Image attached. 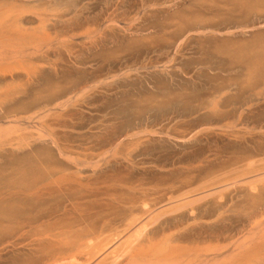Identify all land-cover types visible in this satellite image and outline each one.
Masks as SVG:
<instances>
[{
  "label": "rangeland",
  "instance_id": "1",
  "mask_svg": "<svg viewBox=\"0 0 264 264\" xmlns=\"http://www.w3.org/2000/svg\"><path fill=\"white\" fill-rule=\"evenodd\" d=\"M9 1H8L9 4H11V7L13 8H15V5L13 4L15 3L19 4L18 2L23 3L24 7L28 5L26 8L30 6L33 7L35 6L38 9L40 8L39 6L41 7L44 6L45 12L41 14L40 12L41 9L38 12V10L35 11L34 8L31 7L32 10H30L31 8L30 9L25 8L26 10L25 11L23 7H22L23 10L20 9L21 8L20 4L19 6L17 5V7H20L18 8L20 9V12H25V14L26 12L29 13L26 15L27 16L29 15L28 17L30 18V20H32L31 21L32 23L29 22L27 26H29L30 28L31 25H33L32 27L33 29H28V30L40 31L39 28H41L42 33H44L43 32L44 30L45 32L48 30V24H52L51 25L52 29L56 28L55 30H57L58 28L57 25L59 24L61 25V26L59 25V29L61 27L63 28L60 29L61 33L59 31V35L62 34L60 35L62 36V38L61 37L59 39L56 38L55 41H53L54 39L52 38L51 35H53L54 33L58 34V32L52 30L51 26H49L50 30L45 33L49 38L48 42L52 41L51 42L52 44L54 42V45L51 44L52 46L49 43L51 47V49L49 48L50 51L53 49L51 52H56L53 53L54 55L51 52H50L51 55L49 53V55L51 56V57L49 56L51 58V59L49 58V60H51L50 64H48L49 62L41 63L35 58V60L38 62L37 63L36 61H34V58H29V57L25 59L29 61L28 62L29 64L31 63V59H32L33 60L32 63L34 65H32V63L30 64L31 66L28 63L26 64L24 62L21 63V61H23L22 58H21L22 60H19L18 58L17 59L11 58L12 60L13 59L14 60L10 61L11 60L10 59L9 62L8 61L9 55L7 54L8 55L7 58L1 56L5 58L4 60L7 61H4L0 57V59L3 60L2 63L0 61V64L10 65L12 64L11 62H13L12 66H15L16 61L19 60L20 67L18 66L19 65L18 63L16 64L18 67L15 66V68L9 65L7 68L5 66H2L3 68H1L0 65L1 68L0 73L6 71L8 72L10 68H12V71L16 70L15 73H17V68L22 67L23 71L26 69L25 75L27 76L28 74H30V71L28 69V66H30V70L31 68H33L34 70L36 69L39 70L40 68V73H39L40 75L43 74V72H41V69L45 67L44 68L46 71L45 73L47 74L42 76V79L52 80V83H54L53 85L55 84L58 85L57 82H59L60 80L59 82L60 84L58 85V87H60L62 90H65L66 93L69 92L70 90L69 92L70 94L67 93L69 95L68 99L69 97L71 98V102L68 104V106H65V109L64 107L60 108L59 106H57V103H61L62 101L56 102L54 106L52 105L50 107L52 112L49 113L50 116L47 117L45 121L50 122L51 124H55L56 127L58 125L59 127H61L60 125L63 124L62 125L63 127L61 128L57 127L59 128L56 130L57 134L59 135L61 142L64 143L65 141L67 145L69 144L68 146L70 147L72 146V148L74 149L73 150L74 155L72 157L77 159L79 164L83 166V164L85 163L87 164L88 162H90L91 164L95 163L93 165L94 167L97 165L98 168L97 167L94 168L90 164L91 166L89 168L85 166L86 165L85 164L83 168L79 169L80 172L82 171V173L79 172L81 176H77V179L80 180L81 177L83 176L82 177L83 181L82 180L81 181L86 187L91 186L93 189H98L97 187L101 186L100 187L101 191H99V189L96 191L97 192L99 191L98 193H102V194H104V192H106L108 188H110L109 190L111 191L113 189L112 192L109 190L107 192L109 193L111 192L110 195L115 194L116 192L117 193L115 194L116 196L113 195L114 197L112 196L111 199L114 198L119 200L122 198L124 199L126 197L125 194H124L125 197L123 196V193L131 192L128 190V188L129 187L132 188L131 185H135L134 182H136V186H137L139 185V183H141L143 178L145 179L147 178L149 179V181L147 179L146 180L149 183L150 182L153 183L149 185L147 184V181L144 183L147 184L149 188L152 189V187L157 185L156 183L158 181L162 180L161 178L162 176L158 175L160 176L158 177L156 173H164V175H166L165 173H167V175L164 177L169 178V180L171 177V179L174 178L173 180L176 181V179L178 180V178L179 180L180 179L182 180L184 177L186 178L185 174H188L190 171L193 174L189 173L187 177L189 175L195 176L194 174L198 175L200 173V170L204 171L211 168L213 169L214 167H217L215 169H217L218 171L220 170L221 166H225V168L228 169L229 167L228 164L233 160L230 163L231 166L229 167L231 171L232 165L237 164L239 158L243 159V163H242L244 164L243 168H246L249 162L252 161L254 162V160L255 162H259L262 159L264 160V82H263L264 79L263 78L259 77L258 78L259 81L254 82V85L260 84L259 85L260 89L258 91L254 92V90L245 88V91L243 92V103H241L240 105L237 104L238 106L230 105L229 106L230 108H228L227 110H226L227 107L224 108L225 109L224 110L223 109L224 106L222 108L219 106L220 107V108L218 107V109H220L219 112L217 108L213 109L214 108L213 104H211L213 107L208 105L210 102L212 103V101H214L213 96L210 95L211 93H213V91L210 92L211 88L214 89L215 86H220L218 84H224L221 86L230 88L231 91L228 90L230 91L228 95L236 94L235 92V89L237 88L236 84H242L243 82V86L247 85L248 77H249L247 67L250 64V59L252 58V56L256 55L255 53L264 52L263 51L264 50V12H252V14L251 13L246 14L243 11V19L240 20L234 19L231 21V15L229 14V10L231 9H226L225 7L218 5L217 3L219 0L218 1L211 0L213 3L211 1L208 2V0H204L206 1V3L203 0L202 1L204 3L200 2L201 0H145L146 2H143L144 0L143 1L126 0L127 2L129 1L128 4L127 3L122 4V0H18V1L9 0ZM1 2L2 4L0 6L8 5L5 3L6 0L4 1L1 0ZM155 3H158L159 8L156 7L157 8L156 9L155 7H153ZM23 4L21 5L23 6ZM133 4H134L133 9L129 10L130 6ZM208 4L210 5L212 4L213 6L216 4L215 8L219 6V8L218 7L217 8L220 9L221 12L217 9L215 11L212 5H211L212 7L211 9L210 7L208 8L207 6ZM52 6L53 7L55 6L54 7L55 9L60 8V10L58 9L59 10L58 12L60 14L57 12V9L55 14L56 16L58 14L61 15V17H59V20L58 18L56 20V16H55V20L51 19L54 17L53 14L51 18H45L44 19L45 22L43 23H47L46 26L47 30H46V27L43 28L45 24L43 25L40 24L42 23V21L40 22L39 17L38 18L36 17L35 12L36 13L38 12V15L50 16L49 15L50 12H55L53 11ZM220 7H222V9ZM206 8L208 9L209 12L212 13H208ZM49 9H52V11L51 10L46 11ZM61 9H64L62 10L63 12L61 11ZM158 9L161 10V13L159 12L156 15L153 14L154 16L151 15L152 11ZM29 10L33 12L32 16ZM127 11L129 12L127 13ZM204 12H206L207 15L208 14L210 15L206 16V13L204 14ZM114 13L117 16L116 17L117 19H115L116 23L112 22L113 19L112 14ZM196 13H198L199 16H201L202 14L203 15L201 16L203 17L202 19H204L205 18L204 16H206L205 18V20L207 21L206 23L208 22L209 23L208 24L205 23L203 25L204 26L211 25L212 28L208 30H205L204 28H199L190 31L187 33V35H185V37H183L180 40H177L176 39L177 33L180 34L181 31L180 30L181 28L178 27L180 24L178 23H180V21L182 22L186 18L190 21L192 17L197 16V15L195 16ZM63 15H64V20L63 19L60 20V18H63ZM148 15L149 18L147 19L149 20H147L145 23H143L142 20L140 21L142 17L143 18L144 16L148 17ZM50 19L52 21H50ZM36 20H38V22H36ZM53 20L59 24H57ZM34 21L36 22V26ZM53 22L56 23L57 25L55 24L54 26ZM72 22H73L72 25L76 23L75 24L76 26L74 25L75 28L72 27L71 29L70 24ZM93 22H98V26H95ZM111 22L113 23V25ZM134 22L136 24H134ZM63 23H65V25L69 23L70 26L67 24L68 27L70 28V29L67 28L68 32L72 33L73 30V35H75V37L72 34H71L72 35L71 38H69L71 35H68L69 37L65 35L67 29L66 27L63 26L64 25ZM37 24L39 25L37 26ZM81 24H83L82 25L84 27L83 29ZM77 25H79L81 28L80 27L77 28L78 27ZM106 26H109V29ZM103 27L106 29H104ZM76 28L77 30L78 29L81 30L77 31ZM95 28H98L100 31L99 30L97 31L100 33L99 36L96 35L94 36V34H91V37L92 36L94 37V38L92 37L93 38L92 39L90 36H88L89 35L88 33H90L91 31H94L96 33ZM64 30H66L65 33ZM74 30H76L77 32L75 33ZM52 31L54 33L52 34L49 33ZM103 31H105L106 34ZM103 33L105 34V36ZM55 34L54 36L56 37ZM63 34L66 37L65 39H63ZM96 34L98 35V33ZM57 37L59 36L57 35ZM60 40L65 41L66 45L69 47H67L65 43L61 42ZM61 43L62 44L64 43L63 45H65L66 47L63 46ZM226 45H231V46L225 48ZM239 48H243V66L241 64H232L231 62L234 61L235 53L236 54L240 53ZM219 49H224L225 51L231 50L230 54L232 55V58L231 59L224 58V59H228V61L230 60L229 63H227L228 61H225V64L221 63V61L217 57V53L219 52ZM61 52L63 53L65 52V53L63 54ZM25 65H27V67H25ZM49 65L51 68L49 67ZM59 65L60 66L63 65V66L59 67ZM53 66L56 68L54 69ZM222 66L223 69L226 70V72H222L219 70L222 68ZM48 68H49V72L47 70ZM61 68L63 71L61 70ZM34 70H32L33 72L31 71V74L36 76L38 73L36 74ZM23 71L20 72L21 74H23V76H25ZM62 73H64L65 75H62ZM56 74L58 75L60 74L61 76L60 75L57 76ZM39 75H37V77ZM55 75L56 77H58L57 79ZM216 75H220L219 78H214V76ZM30 76L27 77V80L26 77H24L23 79L21 78L23 81L17 82L15 80V82H17V85L13 81V84L15 85H13V87H11L10 85L9 86L10 88L8 87V83L10 82L8 83L5 82V84L4 83L1 84L0 88L5 86V89H3L2 92H1L2 88L0 89V96L6 95V97L10 98V99L7 98L5 99L3 96L2 97L3 100H0L1 106L7 103L6 100L8 101L10 100L9 101L10 103L8 102L10 105L8 104L7 106L6 104L5 106L3 105L4 109L9 108L11 106L20 107L21 105L24 104L26 106L28 105L29 102H30L29 105L33 103L32 101L33 94L35 93V91L37 93V91L41 89V87L38 81L36 82V77H30ZM64 79L65 80L67 79V81H65ZM222 79L225 80L226 84L220 82V80ZM54 80L56 82H54ZM6 84L7 87L9 88V90L7 88L8 90L7 92L5 91ZM33 84L34 85L38 84L39 86L37 85L34 87ZM30 85H32L33 87L30 88ZM245 87H249V86H245ZM33 88L35 89V91H33L34 90ZM83 88L84 89L88 88V90H85V92L88 91L87 93L83 92L85 96L82 94L81 91V89ZM14 89L15 92L18 91L16 93L23 91V95H21L22 98L18 94L17 95L19 97L17 98L15 97L16 95L14 96V94H16L15 92L14 94L13 92H10V91H14ZM25 90H28V94H26L27 91ZM78 92L80 93L78 94ZM8 93H11V95L13 96L9 95ZM24 93L26 95H24ZM13 97L16 98L17 101ZM64 99L66 100V98ZM75 99H77L78 101L76 100L75 102ZM22 100L25 101V103ZM15 101L16 103H14ZM21 102H23V104ZM211 107L213 109L212 111H211ZM35 110L38 109H34V111ZM214 111L215 113H213ZM217 114H219L220 116L219 115H218L219 117L216 116ZM240 115H242L243 117H241ZM3 116L4 113L2 112L1 114L0 112V117ZM25 116L29 117L30 115L28 116L27 114ZM25 116L22 115L21 117L27 118ZM4 117L1 118L0 120H4L5 119ZM226 117H228V119L225 120ZM240 117L243 118V120ZM4 121L7 123H4ZM4 121H3L4 126H7L6 124L10 125L11 121L9 122L7 120ZM235 121L237 123H235ZM23 122L25 121L23 120L21 124H23ZM228 123H232V124L230 125ZM40 124L41 123L37 121H35L34 123L25 122L22 126L23 128L27 126L26 128L29 127L33 129V130L30 129V131L33 132V135H36L37 133L35 132L39 128ZM0 125H2V122L0 123ZM229 125L232 127L227 128V126ZM146 130L150 133H148ZM144 131H146V133H144ZM25 132L22 133H24V135H27L29 133L27 131L28 133L25 134ZM235 133H236V137L240 135L241 139L238 140L240 142L241 141L243 142V146H240L238 143H235L236 140L234 139V136L230 135ZM136 134H139V139H141L142 141L141 140L138 141V136L137 137L135 136L136 139H134L135 138L134 135ZM130 136H133L132 140L129 139ZM136 141L138 142V144ZM32 142L34 143V145ZM131 143H135V144H131ZM140 143L143 145H141ZM145 143L147 144L145 145ZM24 144H27L28 146L32 145L34 147L40 148L38 149L39 151H37L36 149L34 150V152L35 151L42 152L43 149H47L48 151L47 150L44 151H47L48 153L50 152L49 157L51 158L52 164L54 165L56 164L55 167H57V165L59 166V164L60 165L62 164L61 166H66V165L68 166L71 164V161L69 159L63 158V156H61L58 147L54 145L52 141L50 142L49 139L48 140L45 139L43 142V141H39L35 137L28 139V142L23 143V145ZM23 145H18L19 147H21L20 149L17 150L19 151L18 155L15 154L16 151H14V149L16 150V148H18L17 146L14 147L13 151L11 147L7 146L6 153H8L9 151L8 149H11V152L9 151L8 156L10 157L11 154L12 156L11 158H9L10 160L4 158L6 161L2 160L4 161L3 163L1 162V157L2 156L7 157V154L4 152L6 151V147L4 151L2 150V148L0 149V152L1 150L4 152V153L1 152L3 153V155L0 153V166L1 165L3 166L2 168L0 167V171H2L3 169L4 171H6L9 168L8 169L9 172L7 170V173L2 171L4 174L6 173L9 176L10 174H12L11 171H13V170L10 171L11 167L12 169L13 167L14 168L16 167L12 165V162H14V165L16 163L19 164L18 162H16L18 156H19L18 161L19 160L21 161V158L25 160V157L29 155L30 156L28 158H31L33 156V155L31 156V154H28L31 153L32 150H30V147H28L27 145L26 146L24 145L27 149H25L24 147V149L22 150ZM115 150L118 152H116ZM34 152L32 154H34ZM26 153L27 156L25 155ZM38 154L39 153H37L34 156H37ZM13 158L14 161H12ZM104 158L106 159L104 160ZM230 159L232 160L229 161ZM82 160L85 161L82 162ZM101 161L103 162L101 163ZM4 164L8 166L10 164L11 166L9 167L7 166L6 169V165L4 167ZM242 164H240V166ZM226 165L228 167H226ZM71 166L69 167L76 170V167L73 166V164H71ZM234 168L235 165L233 166V169ZM148 169H151L152 172H154V174H151V170H150V174L144 175L146 173H149L146 171ZM197 169L199 172L197 171ZM227 169L225 171H227ZM75 170L72 171L76 172ZM217 170H214V172L215 171L217 172ZM186 171H188V173ZM6 174L4 175L5 177ZM171 174L173 175L171 176ZM181 176L182 178H180ZM164 177L163 180L169 181ZM2 178L4 177L2 176ZM2 178L0 177L1 180H3ZM157 178L159 180H156ZM152 179H154L155 181H152ZM88 180L91 182H89ZM93 180L94 182L96 181L95 184L98 185H99L98 183L99 180H101L102 182L105 180L104 183L105 182L107 183L104 184L100 181V184L102 185L104 184L105 186L107 184L106 186L107 189H105L106 188L105 186L103 188L102 185L99 186L95 185L94 188V186H92L93 184L91 185V183H94ZM138 180L139 182L137 183ZM108 182H110L109 185H111V187L108 185ZM121 183L126 184L123 185L122 187L125 190H123L121 187L120 188L118 187L119 189L115 188L117 184L118 186L122 185ZM87 188H83L82 190H85L83 192H80L81 188L79 189V191H77L78 189H76L78 194L79 192L80 194L82 193V195H86V196H89L91 194L89 198L88 197H86L87 199L84 198L86 200L82 199L83 202H81V204H83L82 209L84 207L83 209L84 211L85 210L87 211V208L90 205H94L96 209V207H98L97 206L98 204L99 205L106 204L108 200H111L110 197L108 198L104 196L106 197L104 198L102 194H101L102 196L99 194L102 198L99 201L98 197L100 196L97 195V192L94 191L92 188L91 191L89 190L90 188L88 189ZM114 188L117 189L118 191L116 190L114 192ZM120 190L123 191V193ZM126 190L128 191L126 192ZM245 190H246L245 187L240 186L237 189H232V191H230L227 194L236 196L238 192L242 191L244 196V193H246ZM84 192H88V194L89 192H92L93 194L90 193L89 195H87V193L85 194ZM94 193H96L95 195L98 196L97 198H91L94 195ZM51 194L52 192L48 194L50 196H46V199L49 197L46 201H45V197L42 199V202L44 204L47 203L45 205H42L43 204L42 202H40L41 203L40 205V203H38L39 202L38 199H36L38 201L37 202L38 205L41 207L48 206V202H49L48 200L52 198ZM56 194H61V193H58V191L57 192L53 191L52 195L55 196V197L53 196V198H55L57 202L58 200L62 201L61 198L57 199L60 196ZM82 195H80L81 198L83 197ZM53 198L50 199L51 204H52V200L54 201ZM94 199L96 200L98 199L97 201L95 200L98 203L96 206L94 204L95 203ZM88 200L90 202L94 201L93 204H90ZM64 201L65 202L67 201L66 198L62 202L63 206L65 205L68 206L67 203L69 202L67 201V203L64 205ZM59 203L60 204H57L56 210L54 207V205L56 206L55 201L53 204L54 208H52L51 204H49L50 206L49 208L48 207L46 208L44 207V208L47 211L48 209L50 211V209L52 208L57 212L59 209L58 207L60 206L62 207V203L61 202ZM114 203L116 204V202ZM246 206H247L246 204L245 205L243 204V208L242 206L238 208L234 206L235 208H231V210L233 209L232 210L233 212L231 211L228 214H226L225 217L226 220L230 219L229 216H231L232 218L235 217L234 219H237L236 217H241L239 215H242L246 219L249 214L254 213L253 210L248 212L247 210L250 207H248L249 205L247 207ZM94 207L91 206L89 207L90 209L88 210H92L91 208L94 209ZM109 207H107V204H106V208L103 207V209H101L102 207L100 208L99 206L98 207L99 211L96 209V212L91 211L90 213L91 215L96 214L95 216H97V213L103 212L101 214L104 215V211L111 212V210L114 209L112 206ZM231 207H233L232 204ZM63 208H61V210L59 209V211H62ZM54 210H52V212H55ZM88 212L86 213L90 214ZM105 214L107 215L108 213L105 212ZM208 218L210 219V221L208 220ZM208 218L207 220L209 221V223L206 222L204 223L206 224L214 223V225L217 226V223L219 225L221 222L220 219L217 218V216L208 217ZM222 222L220 226H222ZM225 222L227 221H224L223 224ZM246 227L249 228V225L247 226V223L242 230L245 231L244 229H246ZM245 234L246 233L243 232V235H240L239 237L243 236V239H246L247 241ZM251 241L252 240L248 241V243L252 244L251 247H253L256 243H258L255 242L253 244V241L252 242ZM221 244H222L221 246H225L228 245L229 243L222 242ZM251 247H249L247 250H249ZM23 249H24V252L22 253L23 255L20 253L21 252L20 250H19L20 252L18 251L19 258L22 257L23 260L25 259L27 260L29 252H30L29 254L30 256L33 254L35 257L34 253L37 252L36 248H34L36 249V251L34 250L35 252H33V250L31 251V249H27L26 251L25 248ZM244 250L245 253H247V250L246 249ZM31 252L33 253L31 254ZM245 253L243 251V262L236 264H249V263L264 264V258H262L264 257L263 253H262L263 254L262 257H260L258 253L256 255H258L259 257H257L256 255L246 256ZM17 254L13 253L15 257L14 256L11 257L9 256V257L10 258L13 257L12 259L17 258L16 257ZM9 257H6L7 259H2L4 261L0 260L1 261L0 264H12V262L10 261L11 259ZM255 257L258 259H256ZM28 260L30 261L31 259ZM258 260L260 262H256ZM230 263H228V261L226 262V264H230ZM233 264L235 263L233 262Z\"/></svg>",
  "mask_w": 264,
  "mask_h": 264
},
{
  "label": "bare ground",
  "instance_id": "2",
  "mask_svg": "<svg viewBox=\"0 0 264 264\" xmlns=\"http://www.w3.org/2000/svg\"><path fill=\"white\" fill-rule=\"evenodd\" d=\"M2 1H4V0H2ZM8 1L6 0L5 3L10 5V6H8V5L0 6L1 7L0 8V57L3 56V57L7 58L9 55L8 61L11 58H14V59L18 58L19 60L23 59V61H21V63L24 62L25 64L29 62L26 60L27 57H29V58H34V61L38 60L41 63L42 62L43 63L49 62L48 64H50V61H51V60H49V58L51 57L50 55H51V53L53 54L56 52H51L53 49L50 51V49H51L50 45L52 44L51 43L52 41L48 42L49 38H48L47 34H45V33L50 30L49 26H51L52 24H48V30H47V27H46L47 23H43V22H45V20H44L45 18H51L53 16V14H54V17L51 19L55 20L56 9L58 12L60 10V8L55 9L54 8L55 6L54 7L52 6L53 11H55V12H50V14H49L50 16L38 15V12L40 11V9H41V11H40L41 14H43L45 12L44 6H42V7L39 6L40 8L37 9L35 6L33 7V6L29 5L30 7L26 8L28 5L27 6L25 5L26 7H24L23 3L18 2L21 6V8H20V7H17V5L19 6V4L15 3L18 1L17 0L15 2H13V3H15V4H13V5H15V8H13V7H11V4H9L10 1L9 2ZM125 1L122 0V4H126V3L128 4L129 1L128 2L127 1L125 2ZM203 1L201 0L200 2L206 3V1H204V2ZM210 1L211 0H208V2H210ZM143 2H146V1L144 0ZM214 3H215V1H214ZM1 4H2V2L0 0V5ZM21 4H23V6ZM217 4L222 6V7H225L226 9H231V10H229V14L231 15V21L234 19L235 20L243 19V11L246 14H250V13L252 14V12H264V0H219ZM143 5H145V4H143ZM211 5L208 4L207 5L208 8L210 7V9H211L213 7L215 9V11H216V9L220 11V9H218L219 6H217L218 8L217 7L215 8L216 4L214 6L212 5V7H211ZM46 6H49V5H46ZM133 6H134V4L130 6L129 10L133 9ZM158 6H159L158 3H155L153 7L159 8ZM22 7L24 10H25V8L30 9L31 7H33L35 11L38 10L37 13L35 12V15L37 18L39 17L40 22L42 21V23H40V24H42V25L45 24L43 28L46 27L47 31L45 32V30H44L43 31L44 33H42L41 28H39L41 32L38 30H28V29H33L32 28L33 25L30 24L31 25L30 28H29V26H27L29 24V22H31L32 20H30V18L28 17L29 15L28 16L26 15V14H29L28 12H26V14H25V12H20V9L23 10ZM202 7H204V6H202ZM222 7H220V8L222 9ZM18 8H20V9H18ZM42 8H43V10H42ZM46 9H48V8H46ZM52 9H49L46 11H50V10L52 11ZM30 10H32V8ZM62 10H64V9H61V11ZM207 11H208V9H207ZM215 11H214V13H215ZM219 11H218V13H219ZM128 12L129 11H127V13ZM159 12L161 13L160 9L154 10L151 12V15H153V14L156 15ZM162 12H164V11H162ZM206 12H204V14ZM208 13H212V12L208 11ZM59 14L56 16V20H57V18L59 20V17H61V15H59ZM32 15H33V12H31V16ZM112 15H113L112 22L116 23L115 19H117L116 18L117 16L115 15V13ZM117 15H118V13H117ZM209 15L210 14L207 15V13H206V16H209ZM195 16L196 17H192L190 19V21L187 18L186 19L183 18L184 20L182 22L181 21H180V23L177 22L178 24H180L178 27L181 28L180 34L177 33V36H176L177 40H180L183 37H185V35H187V33L190 31H193V30H196L199 28H204L205 30L212 28L211 25H207V26L203 25L207 22L205 20L206 16H204L205 17L204 19H202L203 17H201V16H203L202 14H201V16H199L198 13H196ZM147 18H149V15H148V17L147 16H144V18L142 17L140 19V21L142 20V22L145 23L147 20H149ZM51 19H50V21H52ZM61 19L64 20V15H63V18H60V20ZM107 19H110V18H107ZM36 22H38V20H36ZM36 22H35V26H36ZM54 22H56V21H54ZM54 22H53V25L55 26V24L57 22L56 23H54ZM93 23L95 24V26H98V22H93ZM208 23H206V24H208ZM57 24H59V23H57ZM63 24L62 25L64 27H66V29L69 28L68 27L69 23H67L68 25L67 24L65 25V23H63ZM72 24H73V22L70 24L71 29H72V27H74V25L76 23H74V25H72ZM107 24H108V22H107ZM134 24H136V23L134 22ZM38 25L39 24H37V26ZM59 25H57L58 26L57 30L59 29ZM82 25L83 24H81V26ZM112 25H113V23H112ZM77 26H78L77 28L80 27L79 25H77ZM106 27L109 29V26H106ZM77 28H76V30H77ZM83 28L84 27L82 26V29ZM98 28H95L96 29L95 31H96V33H98V35L94 31H91L90 33H88L89 34L88 36L91 37V34H94V36L95 35L99 36L100 32L97 31V30H99ZM51 29H52V26H51ZM55 29L56 28H53L52 30H55ZM60 29L58 31L55 30L56 32H58V34H55L53 31L49 32L51 34L54 33L56 35V37L54 36V34L51 35L52 38L54 39L53 41H55L56 38H58V39L60 37L62 38V36H60L62 34L59 35ZM104 29H106V28H104ZM76 30H74L75 33L78 30L80 31L81 29H78L77 31ZM69 31H71V30H69ZM65 32H66V30H64V33ZM67 32H68V29H67ZM67 32L65 35H67V36L71 35V34L73 35V30H72V33H69V32L67 33ZM103 32L105 33V31H103ZM60 33H61V31H60ZM105 34H104V36H105ZM199 34H200V32H199ZM57 35L59 37H57ZM72 35L70 37L69 36L68 37L71 38ZM73 36L75 37V35H73ZM65 38L66 37L63 34V39H65ZM60 41L65 43V41H63V40H60ZM71 41H69V42H71ZM184 41H185V39H184ZM49 43H50V45H49ZM52 45H54V42ZM65 45H66V43H65ZM65 45H63V46H65ZM230 46L231 45H226L225 48L230 47ZM65 47H63V48H65ZM67 47H69V46H67ZM239 49H240V53L239 54L235 53V55L233 54L234 55V61H231V62H232V64H241L243 66V48H239ZM230 52H231V50L225 51L224 49H219V52L218 53L216 52L217 57L219 58V60L221 61L222 64H225V61H228V59H224V58H230V59L232 58V55L230 54ZM49 53H50V55H49ZM61 53H63V52H61ZM255 54L256 55L252 56V58L250 59V64L247 67V71L249 74L247 85L243 86V82H242V84H236L237 85L236 86L237 88L235 89L236 94L228 95V93L231 91L230 88L225 87V86H221L224 84H218L221 87L215 86L214 89L211 88L210 92L213 91V93H211L210 95L213 96L214 101H212V103L210 102L208 105L212 106L211 104H213L214 105L213 109L217 108V110H219V112H220V109H218L219 106L221 108L224 106L223 109L227 107L226 108V110H227L228 108H230L229 107L230 105L231 106L232 105L238 106L237 104L240 105L241 103H243V92L245 91V88H249L251 90H254V92L258 91L260 89V86H259L260 84L254 85V82L259 81V79H258L259 77L264 79V52H257ZM3 57H1V59L4 60L5 58H3ZM35 58H36V60H35ZM1 59H0V61L2 63L3 60H1ZM13 60L11 59L10 61H13ZM19 60H17L18 62L16 61V64L18 63L19 64L18 66L20 67ZM4 61H7V60H4ZM229 61L227 63H229ZM32 62H33V60L31 59V63ZM11 63L12 64H10V65L9 64H7V65H4V64L1 65L0 64V65H1V68H3L2 66H5L7 68L8 65L9 66L13 65V62H11ZM16 64H15V66L18 67ZM32 65H34V64L32 63ZM35 65H37V64H35ZM15 66H12V67L15 68ZM23 66H24V64H23ZM30 66H28L30 74L27 73L28 74L27 76L25 75L26 69L23 71L22 67L17 68V73H15L16 70L12 71V68H10V70L8 72L5 70L6 72L0 73V86L2 83L5 84V82H7V83L10 82V83H8V87L10 85H11V87H13V85H15V84L17 85L18 81H23L22 79L24 77H26V80H27V77L32 75L31 71L34 70L33 68H31V70H30ZM62 66L59 65V67H62ZM25 67H27V65H25ZM49 67H50V65H49ZM44 68L45 67H43V69H41V72H43V74H40V75H39L40 68H39V70L38 69L34 70L36 74L38 73L37 74V75H39L38 77L35 73L34 74L36 76H34V75L30 76V77H36V82L38 81V83L41 87V89H39L37 91V93H36L35 89L33 88L34 89L33 91H35V93L33 94V97H32V101H33V103L31 102L32 104L29 105V103H30L29 102L28 105H26V106H25V104L21 105L23 107L11 106V107L5 108V109L3 107L5 106V104H6V106H7V104L10 105L9 104L10 100L9 101L6 100L7 103L3 104L4 106L3 105L1 106V104H0V108H3V109H0V112H1V114H2V112L4 113V116H5V117L3 116L5 118L4 120H7L8 122L11 121L10 125L6 124L7 126H4V124H3L4 120H0L2 122V125H0V149L2 148V150L4 151L5 147H6V151H4L6 153L7 152V146L11 147L12 151H13L14 147L17 146L18 148H16V150L14 149V151H16L15 154L18 155L19 151H17V150L21 148L18 145H23V143L28 142V139L36 137L39 141H43V142L45 139L46 140L49 139L50 142L52 141V143L58 147L61 156H63V158H67L71 161V164H73V166L76 167V170L71 168L72 167L71 164L68 166L67 165L61 166L62 164L61 165L59 164V166L57 165V167H55L56 164L55 165L52 164L51 158L49 157L50 152L48 153L47 149H43V151L40 150L42 152H37V151H39L38 149H40V148L34 147L32 145L28 146L27 144H24V145L25 146L27 145L28 147H30V150H32L31 153H28V154H31V156L33 155L31 158H28L30 155L27 156V153H26L25 155L27 157H25V160L23 158H21V161L19 160L20 161L19 162L18 161L19 156H18V159L16 157L17 160L16 159L15 160L19 164L16 163L14 165V162H12V165L16 166L17 168L15 167L16 168L15 169L13 167V169H12V167H11L10 171L11 170H13V171H11L12 174H10L11 172L8 173V174H10L9 176L6 174L7 170L9 169V168L7 169L8 165L4 164V167L6 165L7 170L5 169L6 171H4V169H3L2 171L6 172L5 173L6 177L4 176L5 174L2 171H0V177L1 178H2V176L4 177V178H2L3 180L0 179L1 180L0 181L1 182L0 183V260L7 259L6 257H9V256L15 257V255H13V253L17 254L19 250L21 251V252L20 251L19 252L22 254L24 252L23 248H25V251L27 249H31V251L33 250V252H35L37 249V252L34 253L35 257L32 254L33 252H31V254L33 256L32 255L30 256L29 255L30 252H29L27 260L28 259H31V260L30 261L28 260V262H27L26 259L25 260L22 259L21 255H20L21 258H19V253H18L17 254L18 256L16 255L17 258L12 259L13 257L12 258L9 257L11 259L10 261L12 262V264H226L227 261H228V263H230L232 261L230 264H233V262L236 264V263L243 262V251L245 253L244 249L247 250L252 245L251 243H248V241H250V240L253 241V244L255 242H258V243H256L253 247H251L249 250H247V253H245L246 256H248V255L254 256L258 253V255L260 257H262V255L264 254V160L263 159L259 162H255V160H254V162L253 161L249 162V164L246 166V168H243V165H244V164H242L243 159L239 158V160L237 161V164H234L235 165L234 169H233L234 165H232L231 171H230L229 167L231 166L230 163L233 160L230 159L229 161H231V160L232 161L228 164L229 167L226 165V167H228V169L225 168V166H221L219 171L217 169H215L217 167H214L213 169L211 168L208 170H204V169H206V168H204L203 169L204 171L200 170V173L198 175L194 174L195 176L192 175L193 177L190 175L187 177V175L189 173L193 174L189 170L190 171L189 173H188V171H186L188 173V174H185L186 178L184 177L182 180L180 179L181 181L179 180L178 176H177V178L179 181L177 179H176V181H174L173 180L174 178L171 179V177H170V180H169V178L164 177L167 175V173H165L166 175H164V173H156L157 176L158 175L162 176L161 177L162 180L158 181L156 183L157 185L152 187V189L149 188L148 185L153 184V183L152 182L149 183L148 182L149 179L146 178L148 180L147 181L145 178H143V180L141 181V183H139V185L136 186V182H134L135 185H131L132 188H130V187L128 188V190L131 192H127L128 190H126L127 193H123V191L120 190L123 193V196L125 197V195H126V197L124 199L122 198L119 200L114 199V198L111 199L113 195L117 194L115 192L117 189H115V188H118V187L122 188L123 185H126V184L121 183L122 185H119V186L117 184L116 187L114 188L115 194L110 195V193L113 191V189H112V191L109 190L110 188L107 189V187H106L107 184H106V186L104 185L107 182L104 183L105 180L103 182L101 180H99L98 181L99 185H102V184H100V181H101L102 183H104L102 185V187L104 188V186H105L106 187L105 189H107L106 192H104V194L98 193L99 191H101L100 190L101 186L100 187L96 186L99 189L98 192L96 191L98 189H93L91 186L90 187L94 191L97 192L98 196H100L102 194L103 197L104 196H106L108 198L110 197L111 200H108V202H106V201L105 202L107 204V207L112 206L114 209H112V207H111V209H112L111 212L104 211V215L101 214L103 212L97 213V216H95L96 214L91 215L90 212L91 211L96 212V209L98 210L99 206H100V208L102 207L101 209H103V207L106 208V204L99 205L96 202L98 199H99V201L102 199L101 198L102 195L100 197H98L97 195H95L96 193H94V195L91 198H97L98 197L97 200L94 199V201L96 200L94 204H95V206L98 204L97 205L98 207H96V209H95L94 205H90L89 207L92 206V207H94V209L91 208L92 210H88V209H90L88 207L87 211L86 210L84 211L83 210L84 207L82 209L83 204H81V202H83V200H86L87 199L86 197L89 198L91 196L90 193H92V192H89L90 195L88 194V192H84L85 194L87 193V195H89V196L82 195V193L80 194V192L85 191L82 189L87 188L88 186L86 187L82 183V181H83L82 177L83 176L81 177L80 180L77 179V176H81L80 173H82V171L80 172L79 169L83 168L86 163L83 164V166L81 164H79L77 159L72 157L74 155V152H73L74 149L72 148V146L71 147L68 146L69 144L67 145L65 141H64V143L61 142L59 135L57 134L56 130L63 127L62 126L63 124L60 125L61 127H59V125H58L57 127H59V128H57L55 124H51L50 122L45 121L47 119V117L50 116L49 113L52 112L50 107L52 105L54 106V104L56 102L62 101L61 103H57V106H59L60 108L64 107V109H65V106H68V104L71 102V98L69 97V99H68L69 95L67 93H69L70 90H69V92L66 93L65 90H62L60 87H58V85L60 84L59 83L60 80H59V82H57L58 85L55 84L56 85L55 86V85H53L54 83H52V80L42 79V76L47 74V73H45L46 71ZM55 68L56 67H54V69ZM18 69H19V71H18ZM28 69H27V71H28ZM58 69H60V68H58ZM47 70L49 72V68ZM61 70H62V68H61ZM219 70L222 72H226V70L223 69V66ZM20 71H23L25 76H23V74H21ZM56 75L59 76L60 74L59 75L56 74ZM56 75H55V77H56ZM62 75H65V74L62 73ZM48 76H49V74H48ZM219 76L220 75H216V76H214V78H219ZM57 78L58 77H56V79ZM8 80H11L12 84H11V81H8ZM15 80L17 82H15ZM32 80H34V79H32ZM13 81L15 84H13ZM65 81H67V79ZM24 82H25V79H24ZM30 82H33V81H30ZM54 82H56V81L54 80ZM220 82L225 83V80L222 79V80H220ZM34 84H33L34 87L38 85V84H36V85H34ZM65 84H66V82H65ZM33 86L30 85V88ZM91 86H93V85H91ZM245 86H249V87H245ZM8 87L6 84V90H5L6 92L10 88V87L9 88ZM63 87H65V86H63ZM1 88H2V90H1V92H2L3 89H5V86L1 87ZM7 88H8V90H7ZM83 89H81V91H82V94L85 96V94L83 92H85V90H88V88H85L84 90ZM228 90H230V91H228ZM25 91H27L26 94H28V90H25ZM10 92H13V94H14L15 89H14V91H10ZM16 92H18V91H16ZM87 92H85V93H87ZM79 93L80 92H78V94ZM8 94L11 95V93H8ZM17 94L21 97V95H23V91L14 94V96L16 95L15 97L18 98L19 96ZM26 94L24 93V95H26ZM3 96H0V100H3L2 99ZM11 96H13V95H11ZM4 98L10 99L9 97H6V95L4 96ZM64 98H66V100L67 99L68 100L66 101ZM213 98H212V100H213ZM14 99L16 100V98H14ZM77 99H75V102ZM171 99H172V97H171ZM23 100H25V99H23ZM63 100H65V101H63ZM16 101L14 103H16ZM23 102L25 103V101H23ZM23 102H21V103L23 104ZM212 107H211V111L213 110ZM34 109H38V110L34 111ZM66 110H67V107H66ZM213 113H215V111ZM27 114H28V116L29 115L30 116L29 117L25 116ZM219 114H217L216 116H218ZM221 114H223V113H221ZM22 115H24L27 118H24V117L22 118L21 117ZM240 116L243 117L242 115H240ZM3 117H0V119ZM226 119H228V117H226L225 120ZM241 119L243 120V118H241ZM21 120L22 121L24 120L25 122H29V123H31V122L34 123L35 121L41 123L39 128L36 130V132L34 131L37 134L33 135V132L30 131L31 128H29V127L26 128L27 127V126H25L26 124L24 125L25 128H23L22 125L25 122H23V124H21L22 123ZM239 121H241V120H239ZM4 123H7V122L4 121ZM235 123H237V122L235 121ZM228 124L231 125L232 123H228ZM241 124H242V122H241ZM230 125L227 126V128L232 127ZM31 130H33V129H31ZM146 131H144V133H146ZM22 132H25V134H27V133L28 134L24 135V133H22ZM148 133H150V132H148ZM139 134L134 135V137L138 136V141L141 140V139H139ZM147 134H145V135H147ZM230 135L234 136V139L236 140L235 143H238L240 146H243V142L242 141L240 142L238 140V139H241L240 135L238 137H236V133L230 134ZM136 137L134 139H136ZM132 138H133V136H130L129 139L132 140ZM242 140H243V137H242ZM110 141H111V139H110ZM99 144H101V143H99ZM122 144H124V143H122ZM122 144H120V145H122ZM131 144H135V143H131ZM137 144H138V142H137ZM146 144L147 143H145V145ZM24 145H23L22 150L25 147ZM33 145H34V143H33ZM141 145H143V144H141ZM11 149H8V150L11 152ZM25 149H27V148L25 147ZM36 149H37V151L34 152V150H36ZM2 150H1V152H3ZM44 150H47V151H44ZM9 151H8V153H6L7 157L6 156L1 157L2 163L4 161H6L4 158L10 160L9 158H11L12 154L9 157L8 156ZM33 152H34V154H32ZM116 152H118V151H116ZM3 153H1V154L3 155ZM37 153H39V154L37 156H34ZM13 156H15V155H13ZM99 156H101V155H99ZM33 157H35V158H33ZM14 158L12 161H14ZM105 159L106 158H104V160ZM236 159H235V161H236ZM2 160H4V161H2ZM22 160H23V162H22ZM85 160H82V162ZM82 162H80V163H82ZM97 162H100V161H97ZM97 162H96V164H97ZM102 162L103 161H101V163ZM87 164L85 166L90 168V166L91 165L93 166L95 163L91 164L90 162H88ZM226 164H227V161H226ZM240 164H242V165L240 166ZM224 165H225V163H224ZM236 165H237V168H236ZM9 166H11V165L9 164ZM69 166H71V167H69ZM0 167L2 168L3 166L1 165ZM96 167H97V165L94 168H96ZM223 168H225V169H223ZM226 169H227V171H225ZM72 170H75L76 172H74ZM148 170H146V171L149 173H146L144 175L150 174L151 169H148ZM154 170H157V169H154ZM161 170H164V169H161ZM214 170H217V172L216 171L214 172ZM197 171H198V169H197ZM211 171H213V172H211ZM8 172H9V170H8ZM151 174H154V172H152V170H151ZM172 175L173 174H171V176ZM160 176H158V177H160ZM163 177L168 179L169 181L163 180ZM180 178H182V176ZM154 179H152V181H155ZM156 180H159V179L157 178ZM146 181H147L148 185L144 184ZM89 182H91V181H89ZM93 182H94V180H93ZM95 182L91 183V185L93 184L92 186H94V188H95V185H98V184H95ZM138 182H139V180L137 181V183ZM109 183L110 182H108V185H109ZM109 186L111 187V185H109ZM128 186H130V185H128ZM240 186L246 188V190H245L246 193H244V196H243L242 191L238 192L236 196L227 194L230 191H232V189H237ZM90 187H88V188H90ZM91 188L89 189L90 191H91ZM76 189H78L77 191H79V189H80L79 194L76 191ZM108 190L111 192L110 193L107 192ZM123 190H125V189H123ZM53 191H56V192L58 191V193H61V194H56L60 197H58V196H56V197H58L57 199L61 198L62 201L58 200V202H57V200L55 198H53V196L55 195V194L52 195ZM51 192H52L51 196L54 199L55 204H56V206L54 205L55 210L57 209L56 208L57 204H60L59 202L62 203L65 198L70 204L67 203V201L66 202L64 201V205L67 203L68 206H66V205L63 206V203H62V207L61 206L60 207L61 208L65 207V208H63L62 211H59V209L61 210V208L58 207L59 212L58 211L56 212L54 209H52V208H54L53 207L54 201L52 200V204L50 202V199H52V198H50L48 200L50 203L47 201L48 206H42L43 208L41 206H39L38 203L42 202V199L44 197H45V201H46L49 198L48 197L46 199V196H50L48 194ZM71 192H72V194H71ZM61 195H62V197H61ZM80 195H82L83 197L81 198ZM123 196H121V197H123ZM231 196H233V197H231ZM106 197H104V198H106ZM84 198H86V199H84ZM36 199H38L39 202ZM91 200H93V199H91ZM88 201H86V202H88ZM94 201H92V202L89 201V203L93 204ZM114 202H116L117 205ZM102 203H104V202H102ZM45 204H47V203H45ZM45 204L43 203L42 205H45ZM49 204L52 205V208L50 209V211L48 209L50 207ZM231 204L233 207H231ZM243 204L244 205L246 204L247 206L249 205L248 207H250V208L247 211L249 212V211L253 210L254 213H252V212H251L252 214L248 213L249 215L247 216L246 219L242 215H239L241 217H236L237 219H234L235 217L232 218L231 216H229L230 219L226 220V218H225L226 214H228L229 212H231L233 210V209L231 210V208H235V207L238 208L241 206L243 208ZM40 205H41V203H40ZM87 205H88V203H87ZM102 205H104V206H102ZM44 207L45 208L48 207L47 208L48 211L45 210ZM52 210H54L55 212H52ZM109 211H110V209H109ZM241 211H243V210H241ZM86 212H88L90 214H87ZM105 212L108 214L106 215ZM216 216L218 219H220L221 222L227 221V222H225L226 224L225 223L223 224V222H222V226H220L221 222L219 225L217 223V226L214 225V223L213 224H206V223H209V221H210V219L208 217H216ZM207 218L209 221L207 220ZM211 219H214V218H211ZM221 219H223V220H221ZM204 222H206V223H204ZM218 222H219V220H218ZM243 223H244V225H243ZM246 223H247V226L249 225V228L246 227V229H244L245 231H243L242 229L244 226H246ZM243 232L246 233L245 236L247 238V241H246V239H243V236L239 237L240 235H243ZM222 242H228L229 244L225 245V246H221ZM20 247H22V248H20ZM16 248H18V249H16ZM34 248H36V249H34ZM26 255H25V257H26ZM258 255H256V256L259 257ZM246 256H244V257H246ZM262 258H264V257H262ZM256 259H258V258H256ZM2 261H4V260H2ZM256 262H260V261L258 260ZM7 263H9V262H7Z\"/></svg>",
  "mask_w": 264,
  "mask_h": 264
}]
</instances>
